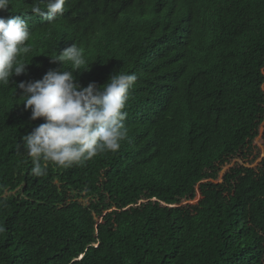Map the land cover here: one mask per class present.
Returning <instances> with one entry per match:
<instances>
[{"label": "trees", "instance_id": "1", "mask_svg": "<svg viewBox=\"0 0 264 264\" xmlns=\"http://www.w3.org/2000/svg\"><path fill=\"white\" fill-rule=\"evenodd\" d=\"M33 2L0 11L51 38L0 86V264H264V0H67L51 22ZM71 44L84 87L136 74L128 136L37 177L16 85Z\"/></svg>", "mask_w": 264, "mask_h": 264}, {"label": "clouds", "instance_id": "2", "mask_svg": "<svg viewBox=\"0 0 264 264\" xmlns=\"http://www.w3.org/2000/svg\"><path fill=\"white\" fill-rule=\"evenodd\" d=\"M66 4L67 0H34L30 11L51 22L63 16ZM10 5L11 0H0V11H9ZM32 30V24L20 16L0 17V86L26 72L30 64L27 54L44 59L51 38ZM48 56L61 67L49 70L41 80L16 85L19 94L23 93L25 110L31 111L25 114L43 122L22 137L23 149L33 164L31 171L37 177L46 175V162L67 168L107 151L117 152L128 136L125 109L137 81L134 73L115 72L102 86L93 82L84 87L74 75L86 65L81 48L71 44ZM69 64L71 70L65 69Z\"/></svg>", "mask_w": 264, "mask_h": 264}]
</instances>
